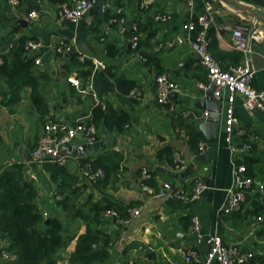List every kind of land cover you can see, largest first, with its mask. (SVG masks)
Returning <instances> with one entry per match:
<instances>
[{
  "label": "crops",
  "instance_id": "crops-1",
  "mask_svg": "<svg viewBox=\"0 0 264 264\" xmlns=\"http://www.w3.org/2000/svg\"><path fill=\"white\" fill-rule=\"evenodd\" d=\"M94 1L90 13L75 24L64 18L60 5L24 0L14 7L8 0H0V58L22 36L42 45L29 53L39 55L36 59H40L34 67L38 81L35 96L40 99L36 103L33 87L25 86L19 103L0 110V169L23 164L28 169L27 176L38 185L37 202L43 215L64 220L68 213L59 205L64 197L58 193V184L51 180L45 166L31 164L32 152L48 121L74 126L85 118L95 123V112L100 110L103 117L95 123L97 150H83L87 141L82 135L66 150L78 158L77 163L67 167L77 180L75 187L80 198L76 204L99 202L120 214L119 219L105 218L103 214L102 228L110 241V258L105 264H186L185 254L191 247L204 256L209 245L206 240L197 245V236L191 230L193 217H198L203 236L218 234L226 244L240 245L255 254L247 264H264V205L259 192L254 189L239 210L230 214L222 211L226 190L233 184V158L224 142L225 99H214L221 105L218 127L207 123L206 111L194 104L211 86L206 90L199 87L208 86L207 73L186 43L187 33L182 25L203 13L204 3L211 0H194L193 6L183 0ZM213 1L211 52L223 69L230 70L243 62V57L239 59L234 54L238 51L231 47L234 21L248 16ZM253 1L257 0L245 3L254 5ZM32 11L38 17L28 20ZM158 14L170 15L171 20L157 22L154 17ZM117 17L124 19L125 31L121 32L122 26L113 22ZM21 20L27 26L20 24ZM135 24L140 38L137 50L131 44V27ZM180 39L185 43L180 44ZM60 41L68 44L63 52H58ZM140 54L146 62L138 57ZM100 61L103 67L98 65ZM253 63L254 86L264 90V36L254 44ZM160 75L180 86V92L172 96L178 107L176 112L157 101L156 78ZM72 77L80 82L78 87L69 83L68 78ZM4 86L0 76V89ZM235 109L246 132L243 137L237 136L235 142L251 146L236 163L245 165L251 161V177L264 182V116L258 111H246L241 99H237ZM183 111L187 117L182 116ZM123 115L126 122L120 125ZM191 134L202 136L201 141L208 145L205 152L191 149ZM164 150L172 153V161L166 155L160 156ZM176 157L184 163L177 162ZM89 162L110 171L96 185L88 184L80 176V168ZM144 168L151 171L150 182L156 189L171 182L191 193L197 180L209 189L193 202L159 199L142 190ZM117 207L124 212L120 213ZM136 208L142 209L141 214L125 223L130 211ZM78 221L81 235L85 224ZM75 246L76 240L68 252L74 251Z\"/></svg>",
  "mask_w": 264,
  "mask_h": 264
},
{
  "label": "built area",
  "instance_id": "built-area-1",
  "mask_svg": "<svg viewBox=\"0 0 264 264\" xmlns=\"http://www.w3.org/2000/svg\"><path fill=\"white\" fill-rule=\"evenodd\" d=\"M12 6L19 5L18 0H8ZM38 1V0H37ZM190 6H193L194 0H183ZM214 1L204 3V11L197 18L191 19L182 25V30L187 33L185 39L191 50L198 56L201 65L207 73L208 86L201 84L199 87L207 89L214 85L213 98L215 100L225 99V120H224V142L232 155L233 160V184L226 190V199L222 208L224 213L230 214L239 210L243 203L246 202L248 195L255 189L259 192L264 205V182L246 175L247 168L245 165H238L236 161L247 154L251 149L248 144L239 146L235 138L246 135L241 121L236 114V101L241 99L242 107L248 111H258L264 116V90H259L254 86L255 67L253 63L254 44L263 38V32L259 29L251 30L248 24H237L234 26L231 34L232 49L242 53L243 62L235 68L225 70L222 68L220 61L210 52V41L208 31L214 24ZM94 0H70L61 6L63 16L72 23L82 21L93 9ZM104 13L105 9L102 10ZM121 11L118 10V13ZM38 17L36 11H32L28 20H35ZM157 22L168 23L171 16L167 14H158L154 17ZM114 23L122 26L121 32L125 31L123 18H114ZM198 27L200 30L198 31ZM133 36L131 38L132 47L139 49V28L135 24L132 27ZM184 44V40H179ZM41 43L29 41L27 48L30 51L39 50ZM68 48V44L60 41L58 52H63ZM138 57L146 62V58L140 54ZM36 64H40V59H36ZM3 59L0 58V66ZM103 67V63L98 62ZM69 83L79 86L80 82L76 78H68ZM157 101L161 105L168 107L170 112L178 110L172 96L180 92L179 84L175 83L165 75L157 76ZM134 94L139 92L134 91ZM182 116L187 117V112H181ZM79 119L74 126L66 123L48 121L44 127V135L39 139L38 144L32 152L31 164L35 166L58 165L67 168L72 162H78V158L71 151L64 150L80 135H82L87 144H94L97 138V127L93 121ZM208 145L203 141L199 142L200 152H205ZM177 162L184 163L180 157H176ZM80 176L88 184L96 185L106 178V171L103 168L96 167L92 163H86L80 168ZM152 180L151 171L148 168L142 170L141 187L148 194L159 198H175L185 202H193L200 199L203 192L209 187L201 180H197L193 186L192 192L188 193L184 186H177L171 182H164L159 189L148 184ZM60 199V197H57ZM142 209L136 208L130 211L129 216L124 220L130 223L134 218L141 214ZM105 218L119 219L120 214L116 210H107L104 213ZM260 220L262 218H259ZM191 230L197 236V245L203 240L209 245L208 252L202 256L196 247H191L185 254L184 261L186 264H247L255 258L253 252L245 250L240 245L226 244L223 238L218 235L203 236L200 232V223L198 217H193ZM15 256L8 250L6 240L0 237V264H11Z\"/></svg>",
  "mask_w": 264,
  "mask_h": 264
},
{
  "label": "trees",
  "instance_id": "trees-1",
  "mask_svg": "<svg viewBox=\"0 0 264 264\" xmlns=\"http://www.w3.org/2000/svg\"><path fill=\"white\" fill-rule=\"evenodd\" d=\"M23 3L24 0H18ZM59 6L70 0H41ZM244 1L245 0H240ZM253 4L263 8L264 0L253 1ZM208 36L214 38L212 32ZM29 41H35L29 36L20 37L11 48V51L2 56L3 64L0 66V76L5 86L0 89V110L2 107H13L22 99L21 91L25 86L33 87V95L37 94L38 81L34 77L36 58L39 55L29 56L27 48ZM214 41V39H213ZM211 52V47H210ZM212 53V52H211ZM213 54V53H212ZM240 59L242 53L234 52ZM217 58L216 56H214ZM40 96H35L37 103ZM43 113H46L43 111ZM103 117L100 110L95 112V123ZM124 115L120 125L126 121ZM202 136L191 134L189 145L192 150L199 153V142ZM3 136L0 132V147ZM166 155L172 161V153L164 150L160 156ZM94 164V163H93ZM247 165L250 174L251 161ZM51 173V180L58 184V193L64 198L59 203L68 213L64 220L58 217H45L38 206L39 188L36 181L27 177L28 169L23 164H15L3 170L0 169V237L7 241L8 250L13 256L11 264H105L109 261V239L103 231V214L112 208L102 203L76 204L80 195L76 188L77 180L67 168L58 165L45 166ZM98 167V166H96ZM106 171V176L110 171ZM151 181V180H150ZM148 184L155 188L152 182ZM118 208V207H117ZM120 213L123 209H117ZM83 220L85 232L79 235L80 227L77 220ZM192 219V218H191ZM47 221H50L46 224ZM76 240L74 251L68 252V247Z\"/></svg>",
  "mask_w": 264,
  "mask_h": 264
},
{
  "label": "water",
  "instance_id": "water-1",
  "mask_svg": "<svg viewBox=\"0 0 264 264\" xmlns=\"http://www.w3.org/2000/svg\"><path fill=\"white\" fill-rule=\"evenodd\" d=\"M216 2L233 9L234 11H237L243 15L252 17L253 19L257 20L258 22L264 23V7L263 8H257L254 5L247 4L245 2H242L240 0H215ZM20 24L27 26V23L24 20L19 21ZM215 87L212 85L204 94V96L198 97L195 99V107L201 111H206V122L211 123L213 125H216V127L219 126L221 121V105L216 103L213 98V91ZM211 142V140L209 139ZM68 147V146H67ZM98 144L94 143L92 145L86 144L82 147L83 150L91 153L94 150H97ZM66 150V148H63V151ZM50 221H47L46 224H48Z\"/></svg>",
  "mask_w": 264,
  "mask_h": 264
},
{
  "label": "rangeland",
  "instance_id": "rangeland-1",
  "mask_svg": "<svg viewBox=\"0 0 264 264\" xmlns=\"http://www.w3.org/2000/svg\"><path fill=\"white\" fill-rule=\"evenodd\" d=\"M235 13H237V14H241V13H239V12H237V11H235ZM262 14H264V12H262ZM241 15H243V14H241ZM242 23H244V24H248L249 26H251V30H255L256 28L257 29H259L260 31H263L264 32V23H262V22H258L257 20H255V19H253L252 17H247V19H245V20H242V21H240V20H238V19H236L235 21H234V24L235 25H237V24H242ZM28 177V176H27ZM29 178V177H28ZM39 194H40V191H39ZM55 199V198H54ZM56 200V199H55ZM42 201V200H41ZM56 202H57V200H56ZM57 203H59V202H57ZM78 204H83V203H81V202H79ZM54 213V212H53ZM80 224H84V221L83 220H81L80 219V221H78ZM59 264H67V261L65 260V262H60Z\"/></svg>",
  "mask_w": 264,
  "mask_h": 264
}]
</instances>
